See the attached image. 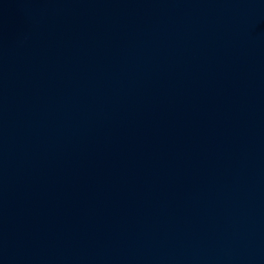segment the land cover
<instances>
[{
  "label": "water",
  "instance_id": "95a60500",
  "mask_svg": "<svg viewBox=\"0 0 264 264\" xmlns=\"http://www.w3.org/2000/svg\"><path fill=\"white\" fill-rule=\"evenodd\" d=\"M0 264H264V0H0Z\"/></svg>",
  "mask_w": 264,
  "mask_h": 264
}]
</instances>
